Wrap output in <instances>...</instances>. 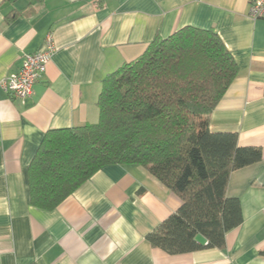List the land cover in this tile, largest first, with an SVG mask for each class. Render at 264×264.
I'll list each match as a JSON object with an SVG mask.
<instances>
[{"label": "crops", "instance_id": "obj_1", "mask_svg": "<svg viewBox=\"0 0 264 264\" xmlns=\"http://www.w3.org/2000/svg\"><path fill=\"white\" fill-rule=\"evenodd\" d=\"M250 1L0 0V80L48 33L56 44L25 101L0 87V264H264V157L230 175L244 218L225 246L179 254L146 235L182 198L141 165H105L53 210L33 206L28 189L46 131L97 122L106 75L186 25L214 29L239 67L210 130L264 150V18L248 15Z\"/></svg>", "mask_w": 264, "mask_h": 264}, {"label": "trees", "instance_id": "obj_2", "mask_svg": "<svg viewBox=\"0 0 264 264\" xmlns=\"http://www.w3.org/2000/svg\"><path fill=\"white\" fill-rule=\"evenodd\" d=\"M238 73L214 29L156 36L103 79L97 122L46 131L28 167L30 203L53 210L105 165L137 164L182 198L146 235L153 246L169 254L223 248L244 218L240 199L227 194L230 175L264 157L262 147L240 146L237 132L209 128Z\"/></svg>", "mask_w": 264, "mask_h": 264}, {"label": "built area", "instance_id": "obj_3", "mask_svg": "<svg viewBox=\"0 0 264 264\" xmlns=\"http://www.w3.org/2000/svg\"><path fill=\"white\" fill-rule=\"evenodd\" d=\"M248 15L253 19L264 18V0H251ZM56 44L52 32L48 33L40 49L26 53L19 70L0 80V87L15 99L25 101L33 93L35 83L46 73Z\"/></svg>", "mask_w": 264, "mask_h": 264}]
</instances>
